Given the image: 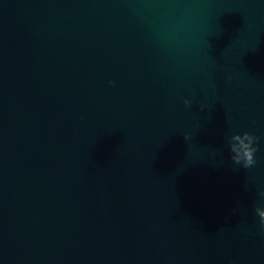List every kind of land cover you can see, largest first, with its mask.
I'll return each instance as SVG.
<instances>
[{
	"label": "water",
	"instance_id": "1",
	"mask_svg": "<svg viewBox=\"0 0 264 264\" xmlns=\"http://www.w3.org/2000/svg\"><path fill=\"white\" fill-rule=\"evenodd\" d=\"M261 187L264 0H0V264H264Z\"/></svg>",
	"mask_w": 264,
	"mask_h": 264
},
{
	"label": "clouds",
	"instance_id": "2",
	"mask_svg": "<svg viewBox=\"0 0 264 264\" xmlns=\"http://www.w3.org/2000/svg\"><path fill=\"white\" fill-rule=\"evenodd\" d=\"M114 83V81L112 82ZM185 105L190 106L192 101L190 99L184 100ZM199 127V125H197ZM185 139H190L189 134H185ZM260 137L256 136L250 131L235 132L229 138L228 152L231 160L237 164L242 165L245 169L251 168L257 164L256 153L259 149ZM259 195L264 201V187L259 189ZM236 211V209H233ZM255 213L259 218V229L261 234H264V202L258 204L255 208Z\"/></svg>",
	"mask_w": 264,
	"mask_h": 264
}]
</instances>
